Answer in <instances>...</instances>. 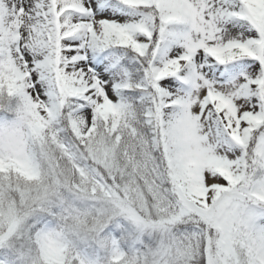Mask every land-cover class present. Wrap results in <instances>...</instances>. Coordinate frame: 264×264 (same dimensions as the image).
Returning <instances> with one entry per match:
<instances>
[{
  "label": "snow or ice",
  "instance_id": "obj_1",
  "mask_svg": "<svg viewBox=\"0 0 264 264\" xmlns=\"http://www.w3.org/2000/svg\"><path fill=\"white\" fill-rule=\"evenodd\" d=\"M0 264H264V0H0Z\"/></svg>",
  "mask_w": 264,
  "mask_h": 264
}]
</instances>
